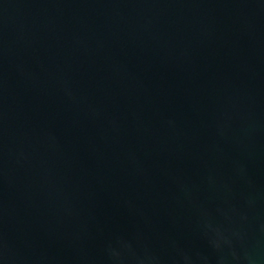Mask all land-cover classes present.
<instances>
[{
	"label": "water",
	"instance_id": "95a60500",
	"mask_svg": "<svg viewBox=\"0 0 264 264\" xmlns=\"http://www.w3.org/2000/svg\"><path fill=\"white\" fill-rule=\"evenodd\" d=\"M0 264H264V0H0Z\"/></svg>",
	"mask_w": 264,
	"mask_h": 264
}]
</instances>
